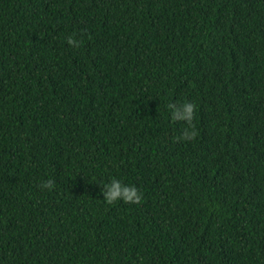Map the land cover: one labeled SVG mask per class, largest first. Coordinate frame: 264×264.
Wrapping results in <instances>:
<instances>
[{
    "label": "trees",
    "instance_id": "trees-1",
    "mask_svg": "<svg viewBox=\"0 0 264 264\" xmlns=\"http://www.w3.org/2000/svg\"><path fill=\"white\" fill-rule=\"evenodd\" d=\"M0 264H264V0H0Z\"/></svg>",
    "mask_w": 264,
    "mask_h": 264
},
{
    "label": "clouds",
    "instance_id": "clouds-1",
    "mask_svg": "<svg viewBox=\"0 0 264 264\" xmlns=\"http://www.w3.org/2000/svg\"><path fill=\"white\" fill-rule=\"evenodd\" d=\"M68 44L74 48L81 47L82 41L73 37L68 38ZM168 108L171 113L173 121L186 122L188 127L184 129L181 139L184 141L195 140L198 136V132L193 124V120L196 117L199 106L191 101H184L177 104H169ZM41 189L52 191L55 187V182L51 179L44 181L40 185ZM103 189V201L112 205L123 201L128 204H140L142 202L143 193L134 185L125 184L122 181L112 178L109 182L102 185Z\"/></svg>",
    "mask_w": 264,
    "mask_h": 264
}]
</instances>
